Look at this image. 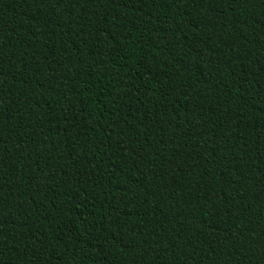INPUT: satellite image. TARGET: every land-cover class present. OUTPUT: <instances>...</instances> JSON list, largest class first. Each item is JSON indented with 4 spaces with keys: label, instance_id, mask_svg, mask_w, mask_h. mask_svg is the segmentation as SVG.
Masks as SVG:
<instances>
[{
    "label": "trees",
    "instance_id": "trees-1",
    "mask_svg": "<svg viewBox=\"0 0 264 264\" xmlns=\"http://www.w3.org/2000/svg\"><path fill=\"white\" fill-rule=\"evenodd\" d=\"M0 264H264V0H0Z\"/></svg>",
    "mask_w": 264,
    "mask_h": 264
}]
</instances>
